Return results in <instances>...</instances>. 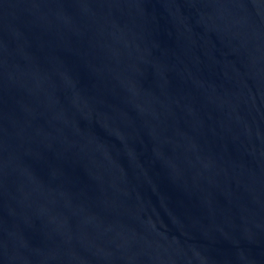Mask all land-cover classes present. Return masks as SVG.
Here are the masks:
<instances>
[{"label": "water", "instance_id": "water-1", "mask_svg": "<svg viewBox=\"0 0 264 264\" xmlns=\"http://www.w3.org/2000/svg\"><path fill=\"white\" fill-rule=\"evenodd\" d=\"M0 264H264V0H0Z\"/></svg>", "mask_w": 264, "mask_h": 264}]
</instances>
